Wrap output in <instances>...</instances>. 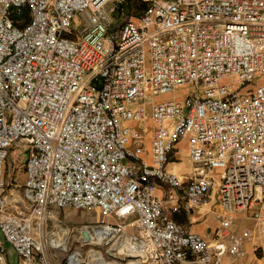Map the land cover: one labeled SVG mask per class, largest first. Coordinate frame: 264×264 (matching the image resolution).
Masks as SVG:
<instances>
[{
	"label": "built area",
	"instance_id": "obj_1",
	"mask_svg": "<svg viewBox=\"0 0 264 264\" xmlns=\"http://www.w3.org/2000/svg\"><path fill=\"white\" fill-rule=\"evenodd\" d=\"M126 1L0 0L1 237L22 264H52L35 249L57 211L98 209L119 222L75 233L110 257L220 264L224 246L171 220L151 195L152 178L181 186L165 166L191 136L190 160L223 176L190 179L188 199L217 189L226 213L252 211L264 254V0H140L137 16ZM147 117L149 165L140 143L129 148L142 133L126 125ZM14 146L25 154L27 213L4 194ZM82 263L71 250L67 264Z\"/></svg>",
	"mask_w": 264,
	"mask_h": 264
},
{
	"label": "crops",
	"instance_id": "obj_2",
	"mask_svg": "<svg viewBox=\"0 0 264 264\" xmlns=\"http://www.w3.org/2000/svg\"><path fill=\"white\" fill-rule=\"evenodd\" d=\"M176 93L177 91L169 95L168 98L174 97ZM128 123L132 124L129 125ZM127 124L132 129L142 133V139L140 140L131 136L129 148H133L137 143H140L143 148L142 160L148 165L151 164V138L155 125L149 117L141 122L129 121ZM191 140V136L180 139L174 146L173 151L170 152L168 163L165 166L168 172L179 177L181 186L179 188H168L159 180L152 178L150 179L151 195L162 201L165 213L171 220L189 228L191 232L202 235L208 245L222 244L225 252L220 258V264H264L260 238L261 221L251 215L252 211L248 213H226L220 205L217 189L210 190L201 199H188L186 185L190 179L204 176L220 180L223 176L222 170L206 171L201 165L190 160L189 143ZM24 162V152L17 146L12 147L7 160L8 171L5 175L4 194L9 199L12 208L20 213H27L29 208L24 194ZM19 169L23 170L24 175L22 185L16 179ZM63 211H57L54 220L48 222L46 235L44 232L40 239V236L36 239L35 252L44 249L52 264H60V260L67 264V255L71 250L81 252L82 264H136L135 260L129 258L125 260L121 257L106 255L107 250L103 249L101 245L95 244L92 247L93 239H77L78 235L76 233L79 231L87 230V232L93 234L100 225L119 222L118 215L108 216L98 209H85L82 212H87L88 218L86 220L82 219L80 224H71L61 219ZM94 213L104 215L105 220L101 221L102 218L90 216ZM223 220L229 221L228 227L221 225ZM0 249H3L5 253L7 264H22L21 258L4 241L1 235ZM94 249L103 251L105 255L103 263L94 252ZM33 264L38 263L34 262Z\"/></svg>",
	"mask_w": 264,
	"mask_h": 264
},
{
	"label": "rangeland",
	"instance_id": "obj_3",
	"mask_svg": "<svg viewBox=\"0 0 264 264\" xmlns=\"http://www.w3.org/2000/svg\"><path fill=\"white\" fill-rule=\"evenodd\" d=\"M254 86H255V84H254ZM182 95H183L182 91L181 90H178L177 93L174 94V97L175 98L176 97L177 98H180ZM128 124L130 125L132 123H128ZM7 169H8V165L6 164V173L8 171ZM16 179L18 180V183L20 185L23 184V182H24V175H23V170L22 169H19L18 170V173L16 175ZM83 211H85V210H83ZM90 216H92L94 218H102L101 221H104L105 220V216L102 215V214L94 213L93 215L90 214ZM86 218H88V213L87 212H82L81 209L72 208V209L64 210L61 213V219L64 220V221H67L68 223H71V224H80L81 223V220L82 219L86 220ZM59 262H60V264H65L64 261H61L60 260Z\"/></svg>",
	"mask_w": 264,
	"mask_h": 264
},
{
	"label": "trees",
	"instance_id": "obj_4",
	"mask_svg": "<svg viewBox=\"0 0 264 264\" xmlns=\"http://www.w3.org/2000/svg\"><path fill=\"white\" fill-rule=\"evenodd\" d=\"M144 7H145V5L140 0H127L126 5H125V10L128 13H130L134 16H137V13L141 12ZM133 9H135V10L132 11ZM131 11L133 13H131Z\"/></svg>",
	"mask_w": 264,
	"mask_h": 264
},
{
	"label": "water",
	"instance_id": "obj_5",
	"mask_svg": "<svg viewBox=\"0 0 264 264\" xmlns=\"http://www.w3.org/2000/svg\"><path fill=\"white\" fill-rule=\"evenodd\" d=\"M82 234H83L84 238L88 240V233L84 231V232H82Z\"/></svg>",
	"mask_w": 264,
	"mask_h": 264
},
{
	"label": "bare ground",
	"instance_id": "obj_6",
	"mask_svg": "<svg viewBox=\"0 0 264 264\" xmlns=\"http://www.w3.org/2000/svg\"><path fill=\"white\" fill-rule=\"evenodd\" d=\"M97 255V254H96ZM95 257V256H94ZM92 258V257H91ZM100 261V260H99ZM94 262V261H93ZM103 263V262H102ZM104 264V263H103Z\"/></svg>",
	"mask_w": 264,
	"mask_h": 264
}]
</instances>
